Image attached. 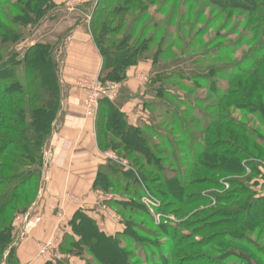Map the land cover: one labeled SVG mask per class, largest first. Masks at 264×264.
Wrapping results in <instances>:
<instances>
[{"label":"rangeland","instance_id":"rangeland-1","mask_svg":"<svg viewBox=\"0 0 264 264\" xmlns=\"http://www.w3.org/2000/svg\"><path fill=\"white\" fill-rule=\"evenodd\" d=\"M53 1L56 7L48 15L56 17L53 21L46 18L33 34L36 39L64 34L83 18L90 31L88 11L95 0L77 5L70 0ZM5 2L0 0V23L9 25L10 17L18 14V5L17 0ZM140 3L148 10L128 15L126 26L140 15L143 19L135 23L136 37L146 24L145 40L155 32L159 36L151 44L148 58L128 68L123 81H112L119 90L109 101L119 103L123 111L126 103L136 100L137 116L132 122L127 115V121L159 144L158 165L176 170L171 181L178 187L165 188L154 173L150 187L134 185L131 179L127 183L129 176L122 175L116 179L118 187L108 189V203L122 224L114 236L128 254L127 264H264V109L258 116L248 110L249 105H261L252 96L254 88L236 86L246 82L239 75L262 57L256 51L259 41L251 42L243 14L228 19L227 13L206 0ZM167 31L172 32L173 41L160 43ZM159 45L160 54L152 58ZM23 46L18 50L22 52ZM165 64L168 66L159 70ZM259 71L264 74V65ZM232 81L235 87L228 85ZM77 85L84 92L83 110L92 117L85 109V88ZM230 90L237 98L220 102ZM257 94L264 102V89H257ZM220 117L246 127L247 144L228 136L221 140L231 146L228 150L241 148L240 167L228 164L233 169H222L224 162L216 161L211 152L201 156L209 134L219 126L242 135L237 126L218 123ZM108 152L125 173L134 170L132 159ZM72 196L65 194V198ZM99 247L107 257L106 252L117 255L108 243ZM81 259L84 264H100L86 251Z\"/></svg>","mask_w":264,"mask_h":264},{"label":"trees","instance_id":"trees-1","mask_svg":"<svg viewBox=\"0 0 264 264\" xmlns=\"http://www.w3.org/2000/svg\"><path fill=\"white\" fill-rule=\"evenodd\" d=\"M5 1L10 3V0ZM140 1L95 0L88 11L91 14L90 34L103 57L99 74L103 83L123 81L128 68L149 57L151 44L155 37L159 36L155 32L145 40V28L148 26L146 24L136 37L138 27L135 23L143 19L139 14L148 10L147 5L139 4ZM206 1L222 13H227L228 19H232L236 14H243L246 31L252 35L249 36L251 42L259 41L256 51L262 57L255 63L252 62L250 68L239 75V78L245 79L246 82L236 84L254 88L252 96L254 95L261 105L258 104L256 108L249 105L247 109L254 111L258 116L264 109L260 94L255 95L257 89H264V74L259 71L264 65V0ZM17 5L18 14L10 17L7 23L9 25L0 23V264L7 251L8 260L15 256V220L33 207L41 190L45 149L62 119L65 99L61 79V50L73 29L72 25L64 34L57 32L52 37L36 39L33 34L43 25L46 18L52 20L56 17L48 15L56 7L54 1L17 0ZM137 11L139 16L126 26L127 16ZM172 37V32L167 31L162 34L160 43L173 41ZM21 44L24 45L22 52L18 50ZM160 45L152 58H157L160 54ZM155 63L156 61L154 65ZM167 66L165 64L158 68L161 70ZM228 85L235 87L233 81ZM236 94L230 90L219 100H234L237 98ZM109 100L104 98L100 101L96 115L98 146L104 152L115 153L120 159H132L130 165L134 170L125 173V168L119 161L108 159L106 164L100 167L94 187L108 193V189L118 187L116 179L122 175H128L129 178H125V181L129 183L131 179L134 185L144 183L150 187V177L156 176L157 183L164 184L165 188L178 187L177 182L171 181L172 174L177 173L176 170L160 168L158 165L155 154L159 144L150 139L141 128L129 124L127 114L122 111L120 104ZM218 123H228L227 125H232L233 128L237 126L236 131L242 135L219 126L214 133L209 134L208 145L201 156L211 152L214 157L217 156L216 161L224 162L222 169H227L230 164L232 167H240V159L243 157V152L239 151L241 148L228 150L227 147L231 146L221 140L228 136L247 144L249 135L246 127L235 124L234 121L229 122L225 117H220ZM164 143L167 146L166 142ZM254 149L258 150L256 147ZM231 159L232 163L229 162ZM70 223L79 240L67 237L62 246L63 250L80 257L86 251L100 264H127L128 254L116 236L101 231L86 214L76 212ZM87 237L91 240L88 241ZM102 243H108L117 255L113 257L110 252H106L107 257L103 249L100 252L99 246ZM46 264L70 263L63 260Z\"/></svg>","mask_w":264,"mask_h":264},{"label":"crops","instance_id":"crops-1","mask_svg":"<svg viewBox=\"0 0 264 264\" xmlns=\"http://www.w3.org/2000/svg\"><path fill=\"white\" fill-rule=\"evenodd\" d=\"M56 1L62 3L66 0ZM86 1L85 4L91 2ZM87 27L85 18L73 26L61 50V79L65 94L62 119L45 149L40 197L26 213L31 221L38 216L41 221L25 229V214L16 218L15 256L8 260L7 251L2 264H46L63 260L70 264H84L79 255L62 249L67 237L79 240L70 223L78 211L90 217L107 235L114 236L122 229L108 203L107 193L94 187L100 167L113 157L110 152L100 150L96 116H86L82 107L84 92L77 85L80 77H99L103 64V57ZM124 106L123 111L133 122L137 116L134 110L136 100ZM66 193L73 196L65 198ZM46 243L52 246L48 253L42 254L41 245Z\"/></svg>","mask_w":264,"mask_h":264},{"label":"built area","instance_id":"built-area-1","mask_svg":"<svg viewBox=\"0 0 264 264\" xmlns=\"http://www.w3.org/2000/svg\"><path fill=\"white\" fill-rule=\"evenodd\" d=\"M82 0H70L71 3L77 5ZM74 6V5H72ZM90 19V17H88ZM78 84L85 88L86 93V103H85V109L88 110V113L92 116H96L97 112L99 110L100 101L104 98L113 100L118 93L119 86L116 82L112 81H106L101 82L98 79L88 78V77H81L78 80ZM113 157V155H112ZM29 214H25L24 221L26 224L25 229L29 228L30 224H37L41 221V217H36L33 221L32 219H29ZM25 232V230H24ZM24 232L22 233V236H24ZM51 243H46L41 245V253L46 254L49 252L51 248Z\"/></svg>","mask_w":264,"mask_h":264}]
</instances>
